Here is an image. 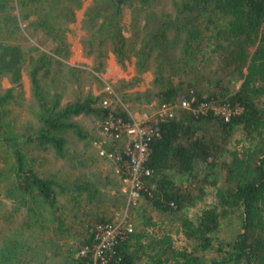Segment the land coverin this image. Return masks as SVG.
I'll return each mask as SVG.
<instances>
[{
	"label": "trees",
	"instance_id": "16d2710c",
	"mask_svg": "<svg viewBox=\"0 0 264 264\" xmlns=\"http://www.w3.org/2000/svg\"><path fill=\"white\" fill-rule=\"evenodd\" d=\"M82 1L0 0V190L8 197L15 194L18 204H24L27 210L22 227H11L9 236L0 242V264H35L32 260L23 263L22 257L32 251L33 259L35 250L26 241L37 229L44 228L40 222L46 212L53 224L64 231L53 181L38 172V157L30 151L53 148L58 157L66 158L71 142L68 135L73 133L81 140L87 137L83 123L76 117L91 116L97 124L110 112L101 104L107 91L96 94L89 89L86 95L62 105L65 85L61 91L54 88L52 92L51 81H44V77L67 66L65 61L72 50L66 31ZM155 2L92 0L87 16L93 26L82 41L88 55L96 52L92 76L104 83L96 73L106 68L104 48L108 44L121 66L136 57L138 76L152 62L158 65L154 82L161 86L155 97L125 91L140 81L136 76L134 82L121 80L119 87L112 85L124 101L152 98L173 102L193 88L201 100L237 103L243 111L225 120L211 111L202 114L185 110L161 123V136L152 139L146 161L152 174L143 178L147 191L143 192L140 207L146 213L141 217L145 226L152 227L162 226V222L154 220L153 213L168 217L178 223L196 248L190 249V244L173 247L170 233L157 237L152 232L146 235L135 230L116 245L121 260L117 264H264V0H174V13L161 12L159 17L154 11ZM128 6L135 8L136 19L152 9L147 13L149 30L144 31L139 45L125 34L123 14ZM14 9H18V15ZM40 33L51 40L49 51L33 43V36ZM173 33L177 36L171 49H164L165 40ZM204 48L209 50L211 75L164 83L165 74L178 69L176 66L183 60L186 67L194 66L197 54ZM176 50L178 56L159 62L161 56L169 58ZM23 70L38 103L37 128L24 131L5 120V110L15 99V86L5 90L1 87L5 76L21 86ZM56 75L52 77L53 84L59 80ZM235 83H239L237 88ZM110 180L115 182L114 178ZM97 187L89 180L84 185H74L73 191L79 189V194H87ZM18 192L22 197L17 196ZM208 195L216 199L213 204H204ZM117 198L124 203V197ZM197 206L200 216L195 223L191 209ZM238 209L242 210L238 217L242 230L230 240L218 239L223 219ZM137 213L140 215L141 210ZM91 220L87 230L95 223L112 219L100 215ZM142 225L136 228H144ZM144 238L149 242L139 245ZM92 241L89 232L81 244L92 246ZM202 252L212 254L208 257ZM84 260L72 254L64 264H83Z\"/></svg>",
	"mask_w": 264,
	"mask_h": 264
},
{
	"label": "rangeland",
	"instance_id": "374dc122",
	"mask_svg": "<svg viewBox=\"0 0 264 264\" xmlns=\"http://www.w3.org/2000/svg\"><path fill=\"white\" fill-rule=\"evenodd\" d=\"M92 0H83L80 8L75 9V20L68 25L66 31V39L71 47L72 55L65 61L67 66L61 67L54 72L49 78L44 77V81H51L52 92L54 88L62 90L65 85V89L62 91L61 103L65 105L68 101L74 100L77 97L86 95L87 91L91 89L96 94L105 91L107 85H118L120 86L121 80L134 82L135 77H140V81L135 83L133 86L125 89L128 93L135 92H146L155 97V93L160 89L161 85L155 84L156 72H154L158 65L156 62H152L150 67L141 73V76L137 74L136 68V57L132 56L129 61H126L125 66H121L117 63L114 53L110 50V46H105V63L106 68L104 72H97L96 75L100 77L104 83H101L92 76L93 66L96 63V52L92 55H88L85 47L83 46V39L88 37L91 27L93 26L92 21L87 16L88 8L91 6ZM174 0H156L154 5V11L157 16H160L161 12H172L174 13ZM149 11H143L138 18L135 8L126 7L123 14V22L125 25V34L130 37L132 41L137 40V43L141 42L142 37L145 36L144 31L149 30L147 25V13ZM13 12L18 15V9H14ZM177 33L170 34L167 40L164 42V49H171ZM33 43L37 44L41 50L49 51L52 47L51 40L46 39L40 33L39 35L33 36ZM168 41V42H167ZM178 50L167 57L161 56L159 58L160 63L166 62V59H173L174 55L178 56ZM204 53V55L202 54ZM197 59L194 60V66L186 67L185 61L179 63L176 67L178 69L165 74V82L177 83L180 81H189L190 79H197L202 74L207 76L211 75V68L209 65L212 64L209 58V50L204 48L199 54ZM27 66V63H25ZM24 66V67H25ZM59 77L57 83L53 84L52 77L55 75ZM164 76V75H163ZM51 79V80H50ZM15 86V99L9 103L5 110V120L17 124L20 128H37L38 120L36 119V111H38V103L33 96L31 90V82L23 70L21 86L12 84L10 78L5 76L1 81V87L5 90L8 87ZM206 86L205 84L202 87ZM234 88L239 86V83L234 84ZM113 87V86H112ZM114 88V87H113ZM116 88V87H115ZM205 88V87H204ZM118 97L121 103L136 107V100L124 101L121 94L118 93ZM150 97V96H149ZM47 98V97H46ZM52 96L49 94L47 99H51ZM133 98V97H132ZM115 100V99H111ZM141 100V99H139ZM138 100V101H139ZM115 104V101H112ZM133 109V108H132ZM76 120L81 121L87 131V137L83 140L75 137L73 133L68 136L71 138V142L67 145V156L66 158H60L57 156L53 148L47 150H35L32 149L30 152L34 156L38 157L35 162L36 169L43 176L53 181V187L56 190L59 212L61 218L64 221V231H60L52 220L49 219V211L44 215V219L41 220V224L44 228L37 229L35 235L30 236L31 239L27 238V241L35 250L33 259L31 258L32 251L28 252L26 256H23L22 262L32 260L35 264L44 262V264H64L70 258V255L75 256L82 246L81 242L84 238L89 237V229L87 226L93 222V218L103 215L107 219H115L117 214L113 210L119 212V208L123 205L122 201L115 196L112 191L115 189L116 194L121 193L117 189L116 183L112 182L110 178H114L111 175V166L104 159H101L93 145V142L99 136L97 135L96 121H93L91 116H78ZM99 121V120H98ZM33 127V128H31ZM236 137H241L239 133H236ZM90 181H93L98 186L96 191L89 192L87 194H79V189L73 191V186L84 185ZM6 182L5 184H7ZM0 190V242L6 239L10 234V228L22 227L23 221L26 219L27 210L24 204L19 205L18 201L13 196H6L1 193ZM18 197H22L21 194L17 193ZM27 200L30 199L26 196ZM204 204L214 203L216 199L214 196L208 195ZM211 204V205H212ZM119 205V206H118ZM143 202L137 206L141 210L139 215L137 212L140 211L134 208L132 211V218L135 225L140 223L144 225L143 217L146 211L142 210ZM140 207V208H139ZM242 210L234 211L233 215L226 219H223V226L220 231L217 232L218 239L230 240L234 238L239 231L242 230V224L239 215ZM154 220L159 224L162 222V226L159 225L145 226L144 228L137 227L136 231H142L144 233L152 232L154 236L162 237L166 233L172 235L173 247L180 248L184 245L190 244V249L196 248V243L192 239H188L182 230L177 226L178 223L168 220V217H163L157 213H153ZM200 213L197 208L191 209L192 221L198 223ZM8 217V219L6 218ZM142 225V226H143ZM22 231V230H20ZM38 235V237H37ZM23 238V237H22ZM149 242L147 239H140L139 245L145 242ZM1 246V243H0ZM132 246H136L133 243ZM133 248V247H132ZM33 250V251H34ZM196 251V250H195ZM208 257L212 253L202 252Z\"/></svg>",
	"mask_w": 264,
	"mask_h": 264
},
{
	"label": "built area",
	"instance_id": "2783aa9c",
	"mask_svg": "<svg viewBox=\"0 0 264 264\" xmlns=\"http://www.w3.org/2000/svg\"><path fill=\"white\" fill-rule=\"evenodd\" d=\"M105 91L109 94L101 104L110 112L106 119L97 122L99 137L93 145L98 156L110 164L117 189L121 187L120 194H116L115 189L112 192L115 196L124 197L125 201L119 212L113 210L117 214L115 219L95 223L89 228L90 235H93L92 246H82L75 255V258H85L83 264H117L121 261L116 245L127 240L136 230L132 211L144 201L143 192L147 191V187L143 178L152 174L146 167V161L151 153L152 139L161 136V123L185 110L202 114L211 111L225 120L243 111L237 103L201 100L193 88L188 91L190 93L179 95L176 101L159 102L157 99L142 98L136 102V107L121 103L112 86L107 85Z\"/></svg>",
	"mask_w": 264,
	"mask_h": 264
},
{
	"label": "crops",
	"instance_id": "0c3cea01",
	"mask_svg": "<svg viewBox=\"0 0 264 264\" xmlns=\"http://www.w3.org/2000/svg\"><path fill=\"white\" fill-rule=\"evenodd\" d=\"M118 182V181H117ZM117 184V183H116ZM75 258V256H73Z\"/></svg>",
	"mask_w": 264,
	"mask_h": 264
}]
</instances>
